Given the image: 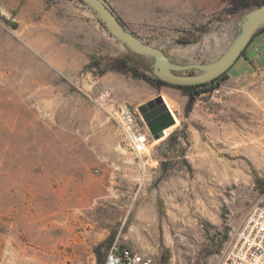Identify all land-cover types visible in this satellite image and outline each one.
<instances>
[{"label":"rangeland","instance_id":"1","mask_svg":"<svg viewBox=\"0 0 264 264\" xmlns=\"http://www.w3.org/2000/svg\"><path fill=\"white\" fill-rule=\"evenodd\" d=\"M225 5L175 36L119 17L173 60L209 61L245 13L226 14ZM91 55L125 58L152 74V60L110 36L79 0H0V264H99L94 248L111 235L110 245L131 242L157 264H219L263 185L264 160L238 148L264 137V99L226 94L221 82L217 100L204 90L185 115L187 97L163 85L157 94L175 123L158 139L149 133L143 167L94 100L108 87L84 67ZM176 129L190 167L177 151L162 173ZM118 153L131 157L128 166L115 164ZM106 176L138 177L111 190Z\"/></svg>","mask_w":264,"mask_h":264},{"label":"crops","instance_id":"2","mask_svg":"<svg viewBox=\"0 0 264 264\" xmlns=\"http://www.w3.org/2000/svg\"><path fill=\"white\" fill-rule=\"evenodd\" d=\"M104 1L119 19V16H122L123 21L140 22L151 30L161 32L162 36L177 35L178 29H188L196 20V16L208 15L211 12L217 11L225 4V0ZM233 27L234 25L227 27L229 36L232 34ZM126 28L128 27L126 26ZM128 29L136 34L133 29ZM157 34L160 35L159 33ZM136 35L139 36L138 34ZM241 56L242 63L239 72L228 74L221 84L224 92L231 95L237 91H242L245 94L254 96L258 100L264 99V95L262 94L264 92V26L254 33L243 54L239 57ZM100 78L104 87H108L111 92V102L114 107L118 104L126 103L135 110L140 104L156 96L158 91L142 79L132 78L117 71H108L100 76ZM164 99L170 107V103L166 98ZM103 114L107 120H111L106 111ZM163 140L164 138L160 141ZM111 141V146L115 147V140ZM154 143L159 142L154 140ZM130 158V156L120 153L113 156L115 164L123 167L128 166ZM136 177L138 176H106L104 187L105 189L114 190L121 181L126 182L127 186H129L130 182ZM125 245L137 249L131 242H126ZM140 252L144 254L142 251Z\"/></svg>","mask_w":264,"mask_h":264},{"label":"water","instance_id":"3","mask_svg":"<svg viewBox=\"0 0 264 264\" xmlns=\"http://www.w3.org/2000/svg\"><path fill=\"white\" fill-rule=\"evenodd\" d=\"M94 12L109 35L133 53L152 60L151 73L158 79L174 85H195L211 81L227 71L238 59L254 33L264 26V3L246 11L232 28L230 40L223 52L209 61L180 62L173 60L161 46L147 42L134 34L117 17L104 0H79ZM15 27L16 23L12 22ZM191 45L196 40H181ZM139 113L150 135L158 139L165 129L175 123L168 105L161 94L138 106Z\"/></svg>","mask_w":264,"mask_h":264},{"label":"built area","instance_id":"4","mask_svg":"<svg viewBox=\"0 0 264 264\" xmlns=\"http://www.w3.org/2000/svg\"><path fill=\"white\" fill-rule=\"evenodd\" d=\"M211 91L215 100L223 94L220 84ZM94 100L116 123L123 142L145 167L147 160L143 152L149 131L140 114L126 103L118 104L112 110L106 109L107 104L111 102V92L108 88H101ZM234 238V243L225 252L219 264H264V185L259 197L247 210ZM103 264L157 263L137 249L114 241L106 251Z\"/></svg>","mask_w":264,"mask_h":264},{"label":"trees","instance_id":"5","mask_svg":"<svg viewBox=\"0 0 264 264\" xmlns=\"http://www.w3.org/2000/svg\"><path fill=\"white\" fill-rule=\"evenodd\" d=\"M49 1V0H46ZM264 3V0H225V8L224 11L226 14H233L237 12H246L256 6H259ZM124 25V23H123ZM244 50L241 52L243 54ZM86 69L92 70L96 76H102L104 73L108 71H117L126 76L132 78H138L146 81L155 89L159 90L163 85H170L175 88L180 89L183 94L187 97L185 106H184V114L187 115L192 107L193 103L196 99V96L204 90L212 89L213 87L219 85L223 82L227 76V71L221 73L217 77L213 78L209 82L199 83L195 85H174L166 83L153 74H148L145 71H140L135 65L129 63L125 58H107V57H97L96 55H91L90 60L84 66ZM185 137V133L181 130H173L167 136V147H168V158L161 162L162 173H165L169 168L174 166L176 163L173 160L174 153L179 151V156L182 157L181 161L189 168V164L185 158H183L184 147L180 146L179 137ZM162 177V176H159ZM260 182V179H257V183ZM264 185V181H263ZM260 186V190L262 186ZM113 235L109 238L103 240L99 244H97L94 248V252L96 254V258L99 264H103L104 261V250H106L110 243L112 242ZM103 249V250H102Z\"/></svg>","mask_w":264,"mask_h":264},{"label":"bare ground","instance_id":"6","mask_svg":"<svg viewBox=\"0 0 264 264\" xmlns=\"http://www.w3.org/2000/svg\"><path fill=\"white\" fill-rule=\"evenodd\" d=\"M166 130V129H165ZM165 132V131H164ZM261 143L264 144V137H262L258 141H252L247 144H244L238 148V150L244 151L248 155L254 158L256 160L257 164H260L261 161L264 160V145H261ZM235 175H239V171H234ZM235 178H239L242 180H246V176H234ZM203 209V208H202ZM144 219H147L146 217H143Z\"/></svg>","mask_w":264,"mask_h":264},{"label":"flooded vegetation","instance_id":"7","mask_svg":"<svg viewBox=\"0 0 264 264\" xmlns=\"http://www.w3.org/2000/svg\"><path fill=\"white\" fill-rule=\"evenodd\" d=\"M159 94V93H158Z\"/></svg>","mask_w":264,"mask_h":264}]
</instances>
